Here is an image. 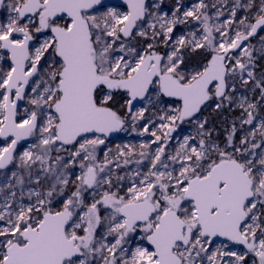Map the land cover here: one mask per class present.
Segmentation results:
<instances>
[{"label":"snow or ice","instance_id":"6c2138e0","mask_svg":"<svg viewBox=\"0 0 264 264\" xmlns=\"http://www.w3.org/2000/svg\"><path fill=\"white\" fill-rule=\"evenodd\" d=\"M0 264H264V0H0Z\"/></svg>","mask_w":264,"mask_h":264},{"label":"rangeland","instance_id":"374dc122","mask_svg":"<svg viewBox=\"0 0 264 264\" xmlns=\"http://www.w3.org/2000/svg\"><path fill=\"white\" fill-rule=\"evenodd\" d=\"M127 140H132L133 138L132 137H126Z\"/></svg>","mask_w":264,"mask_h":264}]
</instances>
